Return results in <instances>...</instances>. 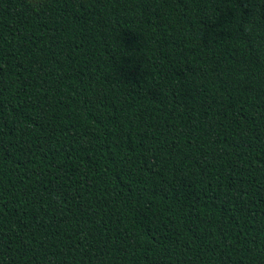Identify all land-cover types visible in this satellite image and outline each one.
I'll use <instances>...</instances> for the list:
<instances>
[{"label":"trees","instance_id":"16d2710c","mask_svg":"<svg viewBox=\"0 0 264 264\" xmlns=\"http://www.w3.org/2000/svg\"><path fill=\"white\" fill-rule=\"evenodd\" d=\"M0 264H264V0H0Z\"/></svg>","mask_w":264,"mask_h":264}]
</instances>
